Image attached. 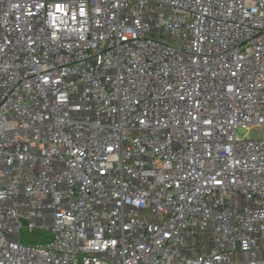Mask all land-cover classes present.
I'll list each match as a JSON object with an SVG mask.
<instances>
[{"label":"built area","instance_id":"2783aa9c","mask_svg":"<svg viewBox=\"0 0 264 264\" xmlns=\"http://www.w3.org/2000/svg\"><path fill=\"white\" fill-rule=\"evenodd\" d=\"M0 264H264V0H0Z\"/></svg>","mask_w":264,"mask_h":264},{"label":"rangeland","instance_id":"374dc122","mask_svg":"<svg viewBox=\"0 0 264 264\" xmlns=\"http://www.w3.org/2000/svg\"><path fill=\"white\" fill-rule=\"evenodd\" d=\"M155 37H157V34H154ZM169 43H173V38L171 36L167 37ZM237 135L240 138H258L259 136V130L258 128H239L237 130ZM21 239L25 243H30V242H46L48 239H50V235L43 231V230H35L33 232H29L26 229H23L21 231ZM239 258L238 254L233 255L231 258V261H237Z\"/></svg>","mask_w":264,"mask_h":264}]
</instances>
